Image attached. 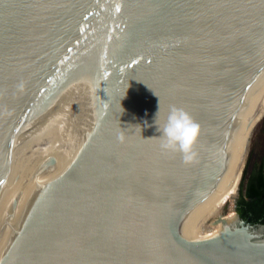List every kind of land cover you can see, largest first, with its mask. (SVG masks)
<instances>
[{"label": "water", "instance_id": "obj_1", "mask_svg": "<svg viewBox=\"0 0 264 264\" xmlns=\"http://www.w3.org/2000/svg\"><path fill=\"white\" fill-rule=\"evenodd\" d=\"M263 97L264 0H0V194L29 151L0 264H264V223L224 220ZM171 106L193 163L160 150Z\"/></svg>", "mask_w": 264, "mask_h": 264}, {"label": "bare ground", "instance_id": "obj_2", "mask_svg": "<svg viewBox=\"0 0 264 264\" xmlns=\"http://www.w3.org/2000/svg\"><path fill=\"white\" fill-rule=\"evenodd\" d=\"M264 117V97L261 99L255 110L254 116L248 128L247 134L242 144L240 156L238 159L237 167L235 170L234 178L232 181L225 218L226 222L232 221L235 217L233 203L239 196V184L242 177L249 152L251 149L252 136L257 125ZM255 136V135H254ZM12 172L13 175L10 178L8 185L2 190L0 194V216L6 215L10 212L12 199L18 196V206L25 188V184L28 178V163H29V151L21 144H17L13 147V153L11 155Z\"/></svg>", "mask_w": 264, "mask_h": 264}, {"label": "clouds", "instance_id": "obj_3", "mask_svg": "<svg viewBox=\"0 0 264 264\" xmlns=\"http://www.w3.org/2000/svg\"><path fill=\"white\" fill-rule=\"evenodd\" d=\"M160 108L154 123L159 133L160 150L164 153H179L186 164L196 161L198 153L195 146L201 133V125L184 108L171 106L166 119L161 121ZM119 139L123 141V134Z\"/></svg>", "mask_w": 264, "mask_h": 264}, {"label": "trees", "instance_id": "obj_4", "mask_svg": "<svg viewBox=\"0 0 264 264\" xmlns=\"http://www.w3.org/2000/svg\"><path fill=\"white\" fill-rule=\"evenodd\" d=\"M244 174L240 183L241 197L237 201V211L242 218L251 222L264 223V164L263 162L250 174L243 192Z\"/></svg>", "mask_w": 264, "mask_h": 264}, {"label": "rangeland", "instance_id": "obj_5", "mask_svg": "<svg viewBox=\"0 0 264 264\" xmlns=\"http://www.w3.org/2000/svg\"><path fill=\"white\" fill-rule=\"evenodd\" d=\"M263 161H264V117L261 120V122L257 125V127L255 128V131L252 136L251 149H250L249 156L247 158V162L243 170L245 172L244 181H243L244 185H242L243 192L246 188L247 179L249 178L250 174ZM240 197H241V193H239L237 200Z\"/></svg>", "mask_w": 264, "mask_h": 264}, {"label": "flooded vegetation", "instance_id": "obj_6", "mask_svg": "<svg viewBox=\"0 0 264 264\" xmlns=\"http://www.w3.org/2000/svg\"><path fill=\"white\" fill-rule=\"evenodd\" d=\"M263 164H264V161H263ZM245 191V190H244ZM239 200V199H238ZM239 213V212H238Z\"/></svg>", "mask_w": 264, "mask_h": 264}]
</instances>
